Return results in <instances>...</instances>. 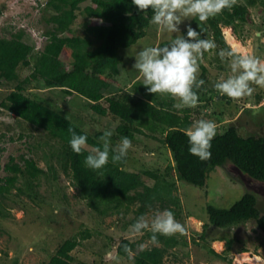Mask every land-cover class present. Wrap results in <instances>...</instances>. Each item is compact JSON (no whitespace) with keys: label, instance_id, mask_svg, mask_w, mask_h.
I'll use <instances>...</instances> for the list:
<instances>
[{"label":"trees","instance_id":"obj_1","mask_svg":"<svg viewBox=\"0 0 264 264\" xmlns=\"http://www.w3.org/2000/svg\"><path fill=\"white\" fill-rule=\"evenodd\" d=\"M87 1L88 4L81 8V4ZM257 1L264 6V0L238 1L231 10L224 9L221 14L210 17L201 25L206 30L201 38L211 39L217 45L213 49L217 60L220 59L218 53L221 49H230L222 27H231L238 34V27L248 20V7L255 5ZM4 6V2H1L0 15ZM45 7L51 13L47 19L44 18L49 28L44 32L45 42L40 50L34 51L33 46L23 40V28L10 32L8 37L0 36V85L2 81L15 82L0 101V107L5 108L16 119L45 132V140L30 143V149L48 147L43 152L46 168L39 166L35 157L26 154L19 155L20 161L15 156H9L4 165V170L8 173L0 177L1 218L10 215L6 202L13 188L16 189L13 195L24 194L35 201L39 195L41 179H55L59 169L70 177L78 195L88 200L89 207L100 213H119L122 210L126 213L131 204L139 202L133 223L146 211L155 208L156 203L159 208L171 210L175 217L178 216L181 206L179 196L174 193L177 189L176 180L182 179L192 185L203 186L210 168L226 161L253 180L264 183V134L243 135L236 125L230 124L217 132L211 141V159L201 161L188 151V137L185 133L195 122L189 108L179 110L171 97L148 93L138 79L132 81L129 88L106 96L105 91L117 81L121 69L117 50L131 45L146 34L151 24V9L146 13L138 11L132 0H47ZM77 11H82L86 18L85 33L81 36L71 34ZM191 26L200 31L198 20L193 19ZM186 31L187 28L183 30L185 36ZM169 42L159 41L156 46H164ZM20 66L31 67L23 78L18 74ZM199 66L201 74L198 79H203L205 83L200 89H194L199 93L198 100H204L203 105L208 107L213 99L212 94L220 99H227L228 97L214 91L213 85L208 88V92L202 91L206 84L207 69L201 60ZM33 84L47 88L58 87L64 93L84 96L95 116L93 118L109 114L118 120L114 126L116 138L126 136L133 139L136 133L142 134L145 133L144 129L148 130L149 133L145 134L158 139L169 151L171 162L162 169L133 170L125 166L126 156L118 164H112L110 159L100 171L87 168L84 158L91 149L102 147L98 138L104 131L92 134L75 124L59 108L39 99L36 94L29 93L28 89ZM255 98L258 102L262 94H256ZM103 100L106 104H103ZM220 112H215L214 115ZM69 127L74 128L77 134L86 135L87 145L91 149L86 147L80 155L74 153L68 143ZM157 129L162 134L158 138L154 134ZM114 137H111L112 147H115ZM51 159L56 160V164L51 163ZM147 179H152L153 183L147 184ZM206 213L211 225L223 227L253 221L264 233V213L258 208V199L253 192H245L227 208L207 205ZM89 235V231L85 230L81 237ZM147 236L151 238V232L148 231ZM200 238L205 240L204 231ZM233 240L234 238L226 239V250L222 253L215 252L212 248L208 250L218 258L230 260L226 251ZM179 242L175 235L158 236V245L135 251L132 264H164V257ZM78 244L76 235L64 239L50 256L48 264H84L75 262L71 254ZM126 245L128 250H125ZM135 247L134 242L122 238L117 245V253L127 257L128 252Z\"/></svg>","mask_w":264,"mask_h":264},{"label":"rangeland","instance_id":"obj_2","mask_svg":"<svg viewBox=\"0 0 264 264\" xmlns=\"http://www.w3.org/2000/svg\"><path fill=\"white\" fill-rule=\"evenodd\" d=\"M46 1L0 0V3L4 2L6 5L0 15V36L8 37L10 32L23 26L25 32L23 40L31 44L34 51L39 50L44 41V39L39 41V36H45L44 32L49 28L46 19L51 11L45 7ZM88 2L82 3L81 8ZM248 9V20L238 27V34L231 27H222V33L230 48L252 54L264 61V6L257 1ZM193 19L186 18L181 22L180 34L191 25ZM85 21L82 11H77L71 34L84 35ZM175 35L176 33L160 31L151 23L144 36L127 47L119 48L117 56L120 59V73L117 81L105 91L106 96L129 88L130 83L136 79L142 81L141 74L133 68L137 53L145 47L155 46L156 37L158 42L170 41ZM233 42L239 46L233 47L231 45ZM201 62L207 69L203 92H208V88H212L215 82L233 75L229 62L217 60L214 50L203 56ZM63 63L66 65V62ZM30 69V66L18 67L19 77H25ZM200 74L199 67L198 78ZM14 83L2 81L0 101ZM31 86L28 89L29 93L36 94L39 99L59 108L75 124L81 125L88 132L93 134L99 130H111L112 136H115L114 126L118 120L109 114L93 118L95 116L87 106V99L84 96L78 93H64L58 87L47 88L36 84ZM253 87L256 90L251 96L236 101L220 99L212 94L213 99L206 107L203 105L204 100H198L197 107L189 108L191 118L194 121L203 119L216 122L217 132L234 124L243 135L264 134V89L255 85ZM259 93L262 94V98L257 102L255 97ZM102 102L106 104L105 100ZM184 108L186 107L178 109ZM215 112L220 113L214 115ZM144 132L149 133L146 129ZM145 133H136L134 138L130 139L132 147L127 153L125 165L127 169H162L169 161L171 162L166 147L158 139H153ZM154 134L157 138L162 135L159 129ZM45 138L44 131L16 119L5 108L0 107V177L8 173L4 170V165L9 156H15L16 160L20 161L19 155L26 154L35 157L37 164L46 168L47 162L43 152L47 151L48 147L30 149V143L43 141ZM113 139L115 146L121 140L116 137ZM86 147L90 148L88 145ZM50 162L56 164L54 159ZM146 183L151 185L153 180L147 179ZM176 188L174 193L179 196L181 208L175 219L185 226L186 233L175 235L180 242L169 250L164 257V264H264V233L253 221L219 227L208 223L206 213L207 205L227 208L248 191L255 193L258 208L264 213V183L253 180L231 162L226 161L222 165L210 168L203 186L192 185L179 179L176 180ZM38 190L39 195L35 201L24 194L13 195L16 192L15 188L8 195L6 206L10 215L7 218L0 217V264H48L56 247L64 239L75 235L79 239V244L72 249L71 254L75 262L84 264H132L135 251L158 245L147 236L148 231L140 234L131 231V225L134 224L132 220L136 218L139 205L137 201L131 204L126 213H123V210L119 213L110 211L100 213L89 207L87 199L78 195L70 177L60 169L55 179H41ZM163 210L165 209L159 208L156 203L155 208L146 211L142 216L151 221L157 212ZM204 224L207 226L204 227ZM85 230H88L90 235L83 238L81 235ZM203 231L205 240L200 238ZM122 238L136 244L135 249L129 251L127 257L117 253V245ZM229 238H234L226 251L230 260L218 258L209 252L208 248L218 253L224 252L226 239ZM240 248L246 250L241 251ZM249 256H256V262L249 260Z\"/></svg>","mask_w":264,"mask_h":264},{"label":"clouds","instance_id":"obj_3","mask_svg":"<svg viewBox=\"0 0 264 264\" xmlns=\"http://www.w3.org/2000/svg\"><path fill=\"white\" fill-rule=\"evenodd\" d=\"M237 3L238 0H132L138 11L146 13L151 9L150 23L156 25L160 31L176 33L168 44L145 47L135 56L133 68L141 74L146 91L153 95L171 97L177 101L174 105L177 108L197 107L196 90L205 83L203 79H198L199 61L206 52L217 47L213 40L201 38L202 33L206 31L201 25L210 17L221 14L224 9L231 10ZM186 18L198 20L200 31L188 25L186 36L180 34L179 25ZM42 39L44 43L45 36H39V41ZM218 55L221 61L229 62L233 73L214 83V89L221 96L226 95L236 101L251 96L256 90L253 85L264 89V61L252 54L241 53L236 48L221 49ZM68 131L70 148L77 155L82 154L87 145V136L77 134L72 127H69ZM185 134L188 137L189 153L201 161L210 160L211 141L217 134L215 122L203 119L195 121ZM112 135L111 130H105L98 138L102 147L93 148L85 156L84 164L87 168L100 171L110 159L112 164H118L126 158L132 147L131 140L126 136L122 137L120 142L112 147ZM131 231L137 234L149 231L153 242H158V236L172 237L186 233L185 226L178 222L174 213L168 209L157 212L151 221L144 216L138 217L131 225ZM125 250H128L127 245Z\"/></svg>","mask_w":264,"mask_h":264},{"label":"bare ground","instance_id":"obj_4","mask_svg":"<svg viewBox=\"0 0 264 264\" xmlns=\"http://www.w3.org/2000/svg\"><path fill=\"white\" fill-rule=\"evenodd\" d=\"M227 32H228V31H227ZM229 41H230V40H229ZM231 45H232L233 47H238V46H239L238 43H236V42L231 43ZM256 259H257L256 256H255V257L249 256V260H251V261H255V262H256Z\"/></svg>","mask_w":264,"mask_h":264},{"label":"crops","instance_id":"obj_5","mask_svg":"<svg viewBox=\"0 0 264 264\" xmlns=\"http://www.w3.org/2000/svg\"><path fill=\"white\" fill-rule=\"evenodd\" d=\"M156 41H157V42H156L155 46H156V45H157V43H158L157 37H156Z\"/></svg>","mask_w":264,"mask_h":264}]
</instances>
